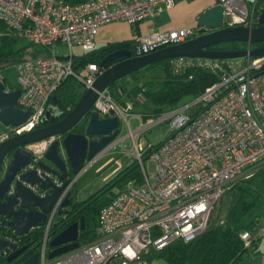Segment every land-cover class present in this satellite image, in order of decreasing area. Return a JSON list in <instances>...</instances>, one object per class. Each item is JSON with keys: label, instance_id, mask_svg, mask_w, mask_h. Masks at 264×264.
<instances>
[{"label": "built area", "instance_id": "obj_1", "mask_svg": "<svg viewBox=\"0 0 264 264\" xmlns=\"http://www.w3.org/2000/svg\"><path fill=\"white\" fill-rule=\"evenodd\" d=\"M213 1L223 5V25H255L247 1ZM174 3L175 0H0V19L8 31L47 48L46 53L37 52L15 61L17 84L21 88L18 103L22 108H29L30 113L21 122L8 123L7 128L1 129L0 141L40 125L50 95L64 77L74 75L85 88L92 84L102 66L89 61L76 65V69L73 44L92 48L96 46L97 31L102 23L112 18L138 22ZM201 27L197 20L169 28L150 25L148 31L139 32L133 41L145 50L155 49L193 36L201 32ZM57 42L65 43L69 51L58 54L54 47ZM190 63L218 69V75L195 98L160 112L159 118H168L169 124L166 138L159 143L145 145L140 139V128L152 120L144 123L139 112H132L131 99L122 105L108 85L97 91L91 107L99 116L111 114L113 110L120 120L119 127L128 126L127 134L132 138L127 150L139 163L141 176L139 180L127 179V187L119 189L99 208L100 224L95 238L49 257L48 231L58 210L64 206L63 200L74 176L68 178L43 223L35 264H152L145 256L148 251L163 247L172 238L188 240L203 232L212 221L225 190L239 177L254 172L252 168L256 166L250 164L264 162V54L248 53L240 58L177 54L169 61L175 71ZM1 67L0 80L3 81ZM3 87L12 89L5 84ZM192 102L197 107L187 113L186 107ZM130 112L140 119L135 127L128 117ZM61 137L54 132L25 143L23 147L30 149L33 155L24 168L34 166L54 138ZM108 148L105 145L94 155ZM147 156L152 158L148 168L145 166ZM113 158L121 164L119 157ZM55 182L60 183L61 179L55 176ZM32 187L38 194L45 192L44 188ZM260 232L258 229L252 234L247 228L242 230L241 237L249 244ZM3 251L7 253L8 248Z\"/></svg>", "mask_w": 264, "mask_h": 264}, {"label": "water", "instance_id": "obj_2", "mask_svg": "<svg viewBox=\"0 0 264 264\" xmlns=\"http://www.w3.org/2000/svg\"><path fill=\"white\" fill-rule=\"evenodd\" d=\"M223 5L213 2L196 15L199 25L207 30L190 35L188 38L172 44H164L157 48L145 50L136 41L131 47L121 46L108 51L102 56V69L87 88L79 94L78 100L67 110L63 109L57 97L52 94L46 105L45 113L41 116V124L33 129L16 132L0 141V226H9L15 235H22L45 222L50 206L55 201L57 193L65 188L69 178V170L78 173L87 159L105 148L117 138L119 122L117 114L99 116L91 107L97 97V91L106 87L115 78L126 75L153 60L172 57L177 54L205 56L210 58H226L246 54H264V42L246 48H217L210 45L227 39H243L264 41V23L251 26L239 24L223 25ZM258 21H264V0L259 8ZM112 63L109 60L115 57ZM107 64V65H106ZM0 80V120L5 123H19L30 113V109L20 107L18 86L4 89ZM86 116L83 130H73L78 120ZM60 133L61 138H54L43 156L34 166L24 168L32 158V151L23 147L29 141L38 140L52 133ZM40 167V168H39ZM39 168V171L37 169ZM55 176L61 182H55ZM44 188L43 194L32 187ZM70 191V190H69ZM63 205L71 201L69 192L66 193ZM62 209H59V212ZM84 213L78 219L70 220L66 226L58 229L48 239V256L63 253L78 245V230L85 226ZM33 240L18 242L8 235L0 234V264H35L39 250L34 249ZM8 248L5 253L3 249ZM32 250V252H30Z\"/></svg>", "mask_w": 264, "mask_h": 264}, {"label": "trees", "instance_id": "obj_3", "mask_svg": "<svg viewBox=\"0 0 264 264\" xmlns=\"http://www.w3.org/2000/svg\"><path fill=\"white\" fill-rule=\"evenodd\" d=\"M245 1H247L249 8L256 6L255 11L252 13H254V21L258 22L259 8L263 0ZM8 30L6 24L0 19V65H5L6 63L17 61L25 56H31L37 53L30 48L33 42L28 41L21 44L19 42L22 37L14 35ZM132 41V38L128 37L102 41L92 48L88 47L84 52L74 54L73 66L85 65L89 61H92L101 67L102 65L100 63L104 54L114 48L131 44ZM263 42L227 39L218 43L215 42L210 46H217V48H246L252 47V45H259ZM169 61L170 57L166 56L163 59L148 62L144 66L141 65L138 69L127 73L123 79L118 80L115 78L112 81V85L119 92H124L131 100L138 99L139 93L151 96L154 103V113L159 114L166 109L164 106L171 107L177 104L180 97L182 98L184 95L197 96L203 92L204 86L214 82L219 72L218 69L212 70L206 68V66L197 65L196 63L186 64L181 70L175 71L170 66ZM110 63H112V60L107 62V64ZM149 69L152 71H148ZM70 76L64 77L56 90L52 92L57 97L61 107L66 110L78 100L79 94L85 89L79 79L78 81L81 83L82 88L78 85L76 86L73 81L68 80ZM10 86L14 88L16 86L18 87V84L15 83ZM52 94L50 95V99ZM85 119L86 116L80 118L72 129L82 131L86 123ZM160 141H156L155 143H159ZM136 164L135 159L130 164L124 165L121 168L119 167L110 179H106L100 189L94 190L85 199L78 200L73 197V181L69 189L71 204L65 209L62 208V213L60 215L58 214L52 221V225L48 231L49 235L52 236L58 229L66 226L70 220L78 219L84 213L85 226L78 230V244L95 238L97 228L100 224L98 217L99 208L107 203L108 200H111L117 192H109L108 190H110L114 183L120 180L123 181L132 175L134 176V173L136 179L139 180L141 175L139 172L136 173ZM256 172L254 171L249 175L239 177L238 180L234 181L232 186L225 190L226 192L221 196V201L225 204V210L218 217L213 213L212 221H210L203 232L198 233L197 236L188 240H183L180 237L172 238L163 247L161 246L159 249L148 251L145 255L146 258L153 260V258L161 256L166 259L167 264H229L236 260V258H240L249 246L251 248L256 247L258 236L252 237L250 239L251 243L249 244H246L241 237L242 230L248 228L252 232L261 225L257 217L246 221L244 216L246 211L253 207L255 200L261 194L260 190H257L253 186ZM73 175L70 173L71 177ZM44 226V224L37 227L33 226L30 231L22 235H15L9 226H0V234L8 235L18 242L33 240L35 244L34 249H37L42 238L41 235L44 231Z\"/></svg>", "mask_w": 264, "mask_h": 264}, {"label": "rangeland", "instance_id": "obj_4", "mask_svg": "<svg viewBox=\"0 0 264 264\" xmlns=\"http://www.w3.org/2000/svg\"><path fill=\"white\" fill-rule=\"evenodd\" d=\"M207 0H176V5L175 7H170V8H164L162 11H159L156 13L151 19L149 20H138L137 22H129L127 19H115L112 18L110 21L104 22L103 28L109 32L108 34L110 36H107L106 38L110 37H116V38H121V37H126V35L133 36L138 31L141 32H146L148 31V28L150 25H153L154 28H162L163 26L166 27H174L177 24H182L186 23L190 17L193 16L195 19L193 11L200 5H206L208 2H205ZM256 6H252L249 8V11H255ZM261 8V7H260ZM254 14V13H253ZM113 35V36H112ZM28 38L25 36L21 38L19 43H25L28 42ZM101 41H104L103 39H99L98 37L95 39V43L99 44ZM73 46V51L74 53H81L86 50L85 47L82 45H79L78 43H75L72 45ZM55 51L58 54H63V52H68L69 47L65 45V43H55L54 45ZM30 48L34 52H41L46 53L47 48L40 45V43H32L30 45ZM240 56H234V57H241ZM78 66V65H77ZM78 69V67H76ZM148 71H152L149 69ZM1 72L4 77V84L5 85H14L15 83L17 84V70H16V63L15 61L6 63L5 65H2L1 67ZM130 73V72H128ZM127 75V74H126ZM120 76L117 78L118 80L123 79L124 76ZM68 80L73 81L76 86H80L82 88L81 83H79L78 79L74 75H71ZM109 90L113 96H116L119 100V103L122 105L128 101L129 97L124 92H119L118 89H115L110 83L109 85ZM196 96L193 95H184L182 98L177 101V105L186 103L191 100V98H195ZM152 97L149 95H144L143 93H139L138 99L131 100V111L132 112H139L141 114L142 119H144V123H150L146 125H142L140 128V139L143 140V143L147 145L148 143L155 144V142L163 140L166 138L168 134L167 125L169 124L168 118L161 117V114H156L154 113V103L152 101ZM49 103V102H48ZM47 105V104H46ZM167 106V105H166ZM164 106V108H166ZM197 107V104L194 102L191 103L190 106L186 107V112L191 113L195 108ZM128 117L130 119V122L132 124V127L137 126L140 123V119L132 114L131 112L128 114ZM8 123H5L4 121L0 120V130L3 128L8 127ZM127 125L123 124L122 126L119 127V133L117 134V137H123L122 139H117V142L114 143L115 147L120 146V149H111L105 150L103 153L100 155L96 156L95 158L91 161L89 159L86 161V163L80 167L78 170V173L69 172L71 174H74V179H73V185H74V191H73V197L76 199L80 200L82 198H87L88 195L94 192V190H98L103 186V183L106 181V179H110L118 170V167H122L124 165L130 164L132 161H134L136 158L134 155H132L131 152H128V148L130 147L131 144V138L132 136L127 134ZM121 158L122 163L118 165L113 157H118ZM45 161H48L47 158L43 156ZM151 157H145V166L148 168V163H150ZM137 162V160H136ZM139 163L135 165V170L136 173L139 172ZM252 166H256L254 171H257L255 173V181H254V187L257 190H260L261 194L259 198L255 200V204L250 210L246 211L245 220L247 221L248 219L250 220L251 218H258L260 220V223L262 228L264 227V162H257V165L255 164H250ZM251 169V168H250ZM131 177L135 178L136 175L134 173V176L132 175ZM131 177L127 178L130 179ZM127 179L123 181H119L114 183L109 192L113 191L116 192L119 189H125L127 187ZM107 191V192H108ZM106 192V193H107ZM223 199V198H222ZM225 203V200H224ZM225 210V204L221 201V199L217 202V206L214 211V215L216 216H221L223 211ZM260 226V227H261ZM259 228V227H258ZM260 230V229H259ZM258 229L252 231V234H255ZM258 243L255 248L251 249V246L248 247V249L245 252L248 251H254V250H259L260 252H264V233L260 234L259 238L257 239ZM245 254V253H244ZM152 264H167V261L163 257H155L153 258Z\"/></svg>", "mask_w": 264, "mask_h": 264}, {"label": "crops", "instance_id": "obj_5", "mask_svg": "<svg viewBox=\"0 0 264 264\" xmlns=\"http://www.w3.org/2000/svg\"><path fill=\"white\" fill-rule=\"evenodd\" d=\"M205 2H208L206 5H203V4H200L194 11H193V13H194V16H195V19L193 18V16L192 17H190L189 19H188V21L186 22V23H182V24H177L178 26H182V25H188L189 23H195L196 22V20H197V14L200 12V10L201 9H204V8H206L207 6H209L210 4H213V0H207V1H205ZM175 6H177L176 5V0H175V3H174V5L172 6V7H175ZM171 7V8H172ZM156 14V13H155ZM154 14V15H155ZM153 14L152 15H150V16H148V17H145L144 19H143V21L144 20H149V19H151L153 16H154ZM141 20V19H140ZM138 23V22H137ZM103 25H104V23H102L101 25H100V27L98 28V34H97V37L99 38V39H103L104 41H107V40H113V39H122V38H126V37H128V38H132V40H133V38L139 33V32H141V31H138V33H136L135 35H133V36H129V35H126V37H121V38H116V37H113V38H110V37H108V38H106L107 36H110L108 33L109 32H107V30H105L104 28H103ZM176 25V26H177ZM153 26V25H152ZM176 26H174V27H176ZM163 27H166V26H163ZM162 27V28H163ZM166 28H169V27H166ZM113 36V35H112ZM103 41V42H104ZM102 42V41H101ZM117 139H119V137H117L116 139H114L112 142H110V144H108L107 146H109V148L108 149H111L113 146V149L115 148L116 149V147H115V144L114 143H116L117 142ZM114 144V145H113ZM113 145V146H112ZM112 146V147H111ZM108 149H105V150H108ZM117 149H120L121 150V148H120V146L119 147H117ZM116 149V150H117ZM104 150V151H105ZM103 151V152H104ZM103 152H101V153H103ZM101 153H98L96 156H98V155H100ZM95 155L93 156L94 158L96 157ZM42 157H43V155H42ZM119 157V156H118ZM93 159V158H92ZM121 159V158H120ZM88 160V159H87ZM91 159H89V161H90ZM121 163H122V160H121ZM120 167V166H119ZM118 167V168H119ZM121 168V167H120ZM261 226V225H260ZM258 229H261V232H260V234H263L264 233V227L262 228V226L261 227H259ZM260 234L258 235V237H257V239L259 238V236H260ZM255 248V247H254ZM252 249V248H251ZM245 253V254H244ZM229 264H264V252H260L258 249L257 250H254V251H248V252H243L242 253V256L240 257V258H236V260H234L233 262H230Z\"/></svg>", "mask_w": 264, "mask_h": 264}, {"label": "flooded vegetation", "instance_id": "obj_6", "mask_svg": "<svg viewBox=\"0 0 264 264\" xmlns=\"http://www.w3.org/2000/svg\"><path fill=\"white\" fill-rule=\"evenodd\" d=\"M260 7H261V6H260ZM260 23H264V21H258V22L256 21V22H255V24H260ZM207 29H208V28H205L204 25H202L201 30H204V31H205V30H207ZM201 30H200V31H201ZM125 46H129V47H131V44H126ZM121 57H123V56L115 57V58L112 60V62H113L115 59H119V58H121ZM41 122H42V121H40V123H41ZM2 169H3V168L0 169V172H2ZM68 175H69V178H70V179L73 177V176H72V177L70 176V172H69ZM0 176H1V175H0ZM70 204H71V201L69 202L68 205L63 206V208L65 209L66 207H69ZM65 212H66V211H65ZM65 212H64V213H65ZM61 213H62V212H59V211H58V214H59V215H60ZM58 214H57V215H58ZM56 217H57V216H56ZM20 242H22V241H20ZM20 242H19V243H20ZM24 242H25V241H24ZM22 243H23V242H22ZM8 248H9V247H8ZM5 264H8V263H5Z\"/></svg>", "mask_w": 264, "mask_h": 264}]
</instances>
